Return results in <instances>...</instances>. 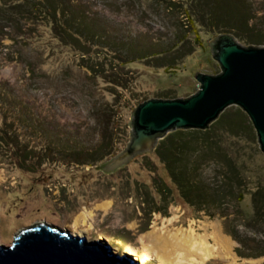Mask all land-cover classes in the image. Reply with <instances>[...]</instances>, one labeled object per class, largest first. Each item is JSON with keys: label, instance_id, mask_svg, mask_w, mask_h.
<instances>
[{"label": "rangeland", "instance_id": "rangeland-1", "mask_svg": "<svg viewBox=\"0 0 264 264\" xmlns=\"http://www.w3.org/2000/svg\"><path fill=\"white\" fill-rule=\"evenodd\" d=\"M60 1L81 40L57 36L51 22L29 6L0 0V83L13 92L7 104L0 97V126L9 113L20 140L31 146L48 145L50 132L60 137L63 153L69 146L101 152L111 143L116 150L92 166L61 154L28 169L17 158L12 162L0 144V244H12L23 229L43 222L88 239L104 238L119 253L132 246L147 257L143 264H159L176 251L185 260L172 264H264V255H241L264 243L258 197L234 194L199 211L179 197L167 205L153 188L150 170H162L154 152H142L114 172L95 168L127 148L130 117L139 103L187 98L199 89L195 73H220L208 45L215 36L230 33L243 46H264V0H231L234 14L237 3L249 14L247 28L235 32L190 26L189 0H48L54 8ZM243 34L255 40L246 42ZM16 110L27 111L29 120ZM179 130L181 141L190 143L191 167H200L194 177L225 182L232 164L242 184L264 185V153L239 106L226 108L205 130ZM146 191L164 212L143 200ZM214 226L230 249H218Z\"/></svg>", "mask_w": 264, "mask_h": 264}, {"label": "water", "instance_id": "water-1", "mask_svg": "<svg viewBox=\"0 0 264 264\" xmlns=\"http://www.w3.org/2000/svg\"><path fill=\"white\" fill-rule=\"evenodd\" d=\"M218 74L195 73L199 89L187 98H150L130 117L127 148L95 168L110 173L179 129L209 128L226 108L239 106L250 118L264 153V46H243L230 33L208 42ZM0 264H139L104 238L88 239L69 229L38 223L23 229L10 245L0 244Z\"/></svg>", "mask_w": 264, "mask_h": 264}, {"label": "trees", "instance_id": "trees-1", "mask_svg": "<svg viewBox=\"0 0 264 264\" xmlns=\"http://www.w3.org/2000/svg\"><path fill=\"white\" fill-rule=\"evenodd\" d=\"M2 2H10L19 7H31V12H37L54 27L55 33L57 36L65 39L68 36L73 37L77 40H81L79 32H75L73 26L69 25L66 17L69 12V9H66L64 2H59L60 6L52 7L50 6L48 0H1ZM189 8H187V20L191 25L194 22H197L200 26H206L212 31H217L224 26L229 27V30L244 31L247 28L249 23L248 13L245 5L240 6L237 3L238 13L234 14L232 12V2L231 0H189L187 2ZM235 5V4H234ZM190 12V13H189ZM81 19H79L80 21ZM241 36V35H239ZM98 37V35H94ZM242 40L249 42L255 40L249 35H244L241 37ZM260 41L262 39H259ZM262 43V42H256ZM150 53V52H147ZM158 54H163L162 52ZM118 55V54H117ZM121 61H125L124 58L120 55ZM133 61V60H131ZM164 63V61H163ZM160 63V64H163ZM168 67L174 66L172 63H167ZM115 84H119L116 82ZM13 92L6 89L2 83H0V97L3 100L10 101ZM12 103V102H11ZM13 104V103H12ZM5 107V106H3ZM9 114V113H8ZM5 115L2 125L0 126V144L2 149H5L8 158L12 161L13 159H18L19 165L21 167L31 168L27 165H34V162L37 164H42L47 159L55 158L59 155H64V158L71 159L82 165H95L103 161L108 156H111L116 147L114 144L108 146V150L85 153L80 148H72L71 146L66 147L67 149L63 153V149H59L60 139L57 135H50V132L47 134L50 136V142L48 145L34 147L30 145V142H22L20 136L17 134L15 122L12 120L11 115ZM28 121L29 118L27 111H15V115ZM28 118V119H27ZM41 120V119H39ZM36 127L39 129H44V125L37 124ZM46 129V128H45ZM44 130L45 133H47ZM184 131L177 130L173 131L162 139L155 151L154 154L159 159V162L162 164L161 172L155 170H150L153 172V188L160 196V198L166 202L168 205L170 201H175L178 197L182 202L196 211L206 209L210 203H215L217 205H222L224 200L228 196L237 194L238 199L243 197L245 194L250 193L254 199L259 198L263 207H264V185H257L256 187H249L244 185L238 179L239 172L237 167L231 164L228 166V174L225 178V182L221 183H206L203 182L199 176L194 177V173H198L199 166L191 167L189 163V153H190V143L186 141H181V134ZM194 132H202L200 130H194ZM68 144V143H67ZM66 145V144H65ZM212 148V147H211ZM145 156L149 154L145 153ZM187 157V158H186ZM36 160V161H35ZM13 162V161H12ZM147 162H150L147 160ZM198 164V163H197ZM156 172V173H155ZM236 175V176H235ZM235 176V177H234ZM142 191V187H138ZM239 189L240 191H236ZM143 200L153 203V209L157 211L164 209L156 205V199L150 196L148 191L143 192ZM208 209V208H207ZM234 238L242 242L241 238L238 235H234ZM255 252L249 254H241L244 257H258L264 255V243L260 246L253 247ZM240 255V254H239ZM240 255V256H241Z\"/></svg>", "mask_w": 264, "mask_h": 264}, {"label": "bare ground", "instance_id": "bare-ground-1", "mask_svg": "<svg viewBox=\"0 0 264 264\" xmlns=\"http://www.w3.org/2000/svg\"><path fill=\"white\" fill-rule=\"evenodd\" d=\"M80 220V218H79ZM78 221V219H77ZM79 227L78 223L75 224V230ZM83 231V230H82ZM86 230H84L85 232ZM214 238L215 240L219 243V248L218 249H222L223 247H225L226 249H230L229 248V242L221 235V233H219L218 229L214 226ZM201 248V247H200ZM213 250V249H212ZM123 252L130 254L133 259H135L136 261H139V264H143L144 261L147 259L146 256L140 255L137 250L135 248H133L132 246H126L123 249ZM212 252L207 253L206 255H210ZM173 253H170V256L164 257L160 260L159 264H172L174 260H178V261H182L185 260V255L180 253V252H175L174 256H172ZM180 261V262H181Z\"/></svg>", "mask_w": 264, "mask_h": 264}]
</instances>
